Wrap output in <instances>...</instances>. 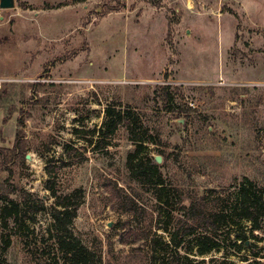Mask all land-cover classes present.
Segmentation results:
<instances>
[{"label":"rangeland","instance_id":"rangeland-1","mask_svg":"<svg viewBox=\"0 0 264 264\" xmlns=\"http://www.w3.org/2000/svg\"><path fill=\"white\" fill-rule=\"evenodd\" d=\"M15 2L0 10V208L27 198L36 221L0 220V264H56L52 181L61 198L79 192L74 234L92 264H153L151 240L170 241L158 188L174 222L182 198L234 207L246 182L264 188V0ZM108 109L122 124L105 138ZM132 138L153 184L131 178ZM228 232L246 245L200 257L192 237L190 257L264 264V229Z\"/></svg>","mask_w":264,"mask_h":264},{"label":"trees","instance_id":"trees-1","mask_svg":"<svg viewBox=\"0 0 264 264\" xmlns=\"http://www.w3.org/2000/svg\"><path fill=\"white\" fill-rule=\"evenodd\" d=\"M110 13V12H108ZM122 124V116L116 115L113 109L107 110V119L104 124L105 138L114 135ZM130 134L136 137L135 130L131 124H127ZM103 132V130H102ZM139 139V140H138ZM136 149L129 153L127 166L131 178L141 184H153V176L157 173L156 165H153V159L146 154L147 148L140 138H132ZM93 145V141L91 142ZM17 148V147H16ZM145 155V157H143ZM55 182H50V189L54 193L57 201L52 208L53 223L48 230V240L54 241L56 248V264H92L95 262L96 254L74 234V221L77 218V212L80 207V201L76 199L77 194L61 198L54 192ZM159 192V224L163 217H168V221L162 227L164 231L170 233V241L166 243L163 238H153L151 240L153 264H156V258L161 261L160 264H197L196 260L190 255L193 250L190 245L192 237H199L197 253L200 257H205L213 250H220L225 241L232 248L240 249L246 245L248 237L239 234L237 240L231 238V232H228L226 239L222 241L218 236L219 231L230 225L240 226L242 222L252 224V232L262 231L264 228V188H260L255 182H246L240 190L236 204L230 207L229 203L221 198L215 200L196 199L191 197L182 198L189 201L188 206H182L184 214L174 222L173 214L176 211L171 204L169 196L165 194V188H158ZM27 198H24L22 204L12 201L10 204L0 208V220L4 227L10 220L16 225L24 226L25 221L35 222L34 217L26 216L25 207L28 205ZM38 212V210H36ZM167 215V216H166ZM236 221L234 222V219ZM20 224V225H19ZM26 227V226H25ZM27 228V227H26ZM28 229V228H27ZM253 235V234H252ZM255 239L256 236L253 235ZM187 241L188 244L186 243ZM242 242L239 244V242ZM11 241H7V247ZM164 246V247H163ZM160 247L161 251L158 250ZM181 249L186 251V255L181 253ZM170 250V252H169ZM170 253V254H169ZM58 255V256H57ZM256 255V254H255ZM101 259V258H99ZM51 264V263H48ZM198 264H234L228 259L213 258L209 262L203 259Z\"/></svg>","mask_w":264,"mask_h":264},{"label":"water","instance_id":"water-1","mask_svg":"<svg viewBox=\"0 0 264 264\" xmlns=\"http://www.w3.org/2000/svg\"><path fill=\"white\" fill-rule=\"evenodd\" d=\"M16 7L15 0H0V10H9ZM160 162V160H157Z\"/></svg>","mask_w":264,"mask_h":264}]
</instances>
